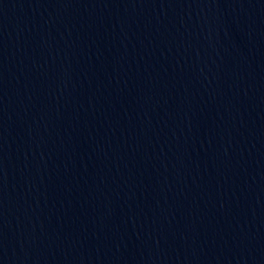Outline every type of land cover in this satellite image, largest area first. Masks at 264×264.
I'll use <instances>...</instances> for the list:
<instances>
[{"label": "water", "instance_id": "obj_1", "mask_svg": "<svg viewBox=\"0 0 264 264\" xmlns=\"http://www.w3.org/2000/svg\"><path fill=\"white\" fill-rule=\"evenodd\" d=\"M264 0H0V264H253Z\"/></svg>", "mask_w": 264, "mask_h": 264}]
</instances>
